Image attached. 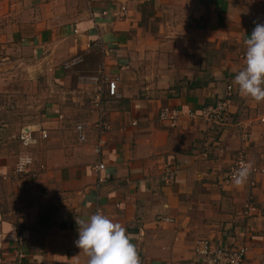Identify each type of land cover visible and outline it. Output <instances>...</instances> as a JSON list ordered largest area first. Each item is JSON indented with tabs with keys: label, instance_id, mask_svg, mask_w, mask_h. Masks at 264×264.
<instances>
[{
	"label": "crops",
	"instance_id": "1",
	"mask_svg": "<svg viewBox=\"0 0 264 264\" xmlns=\"http://www.w3.org/2000/svg\"><path fill=\"white\" fill-rule=\"evenodd\" d=\"M228 85L225 126L188 119ZM240 151L264 171V0H0V264H198L200 239L264 264V174L222 183Z\"/></svg>",
	"mask_w": 264,
	"mask_h": 264
},
{
	"label": "built area",
	"instance_id": "2",
	"mask_svg": "<svg viewBox=\"0 0 264 264\" xmlns=\"http://www.w3.org/2000/svg\"><path fill=\"white\" fill-rule=\"evenodd\" d=\"M88 81L91 83L100 82L101 85H106V94L112 98H118L119 94L117 92L116 80H109L102 73L98 77L89 78ZM101 91V88H99ZM232 88L227 87L225 95L223 98L218 99L214 104L204 106L199 113H197V118H199L204 124L209 127H223L228 121V108L231 101ZM99 99L98 97H96ZM181 113L179 110L170 107H164L160 109L158 114V120L161 123H167L172 127H175L180 119ZM194 117L193 115H191ZM95 127L98 131V139L94 147V152L100 155L102 148L105 145L104 134L109 130V126L103 120H99ZM75 130L78 135V140L80 142L84 141L85 137L83 135V128L81 125H76ZM19 140L24 146H28L34 143V139L28 133V130H22L18 136ZM47 134L45 132L41 133V139H46ZM32 161L29 157H20L17 161L15 168L13 169V175L17 177H34L35 173L30 170ZM105 166L101 163L95 164L93 170L95 172L104 171ZM255 174H264V171L252 166L247 157L243 152H240L236 157L235 161L229 166L223 177V184H229L232 181L239 179H248ZM174 180V175L172 171L166 172L163 175L164 183L171 184ZM103 183V179L99 178L97 185ZM255 211L253 206L248 205L244 211V214L249 216ZM167 221H171L168 220ZM248 251L246 242L244 240H239L233 243L229 247H222L213 249L210 242L206 239L197 240L193 253L198 264H243L246 253ZM18 258L22 259L23 255L18 254ZM116 264H139L135 260L121 259L116 262Z\"/></svg>",
	"mask_w": 264,
	"mask_h": 264
},
{
	"label": "rangeland",
	"instance_id": "3",
	"mask_svg": "<svg viewBox=\"0 0 264 264\" xmlns=\"http://www.w3.org/2000/svg\"><path fill=\"white\" fill-rule=\"evenodd\" d=\"M227 87H231V86L228 85ZM227 87H226V89H227ZM231 88H232V87H231ZM232 91H233V89H232ZM215 102H216V101H215ZM210 105H212V104H210ZM166 107H167V106H166ZM162 108H164V107H162ZM162 108H161V109H162ZM170 108H172V107H170ZM175 109H176V108H175ZM177 110H178V109H177ZM159 111H160V110H159ZM158 114H159V112H158ZM191 115H193L194 117H192ZM186 116L188 117L189 120H196V119H199V118H197V113L194 112V111H192V110L187 111ZM181 117H182V116H180V119H181ZM180 119H179V120H180ZM199 120H200V119H199ZM178 123H179V121H178ZM178 123H177V125H178ZM164 124H167V123H164ZM167 125H169V124H167ZM177 125H176V126H177ZM205 125H206V124H205ZM108 126H109V125H108ZM169 126H170V125H169ZM176 126H175V127H176ZM171 127H172V126H171ZM17 138H18V137H17ZM104 146H105V145H104ZM240 152H241V151H240ZM240 152H238V154H239ZM238 154H237V156H238ZM237 156H236V157H237ZM235 159H236V158H235ZM235 159L232 161V163L235 161ZM232 163H231V164H232ZM231 164H230V165H231ZM230 165H229V166H230ZM229 166H228V168H229ZM228 168H227V170H228ZM227 170H226V171H227ZM168 171H169V170H165L164 176H165L166 172H168ZM225 173H226V172H225ZM225 173H224V175H225ZM224 175H223V177H224ZM223 177H222V182H223ZM163 183H164V181H163ZM164 184H165V183H164Z\"/></svg>",
	"mask_w": 264,
	"mask_h": 264
}]
</instances>
